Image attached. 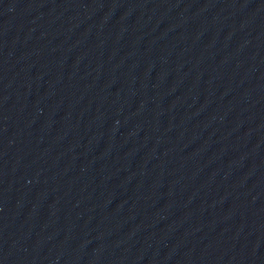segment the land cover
<instances>
[{"label": "water", "instance_id": "1", "mask_svg": "<svg viewBox=\"0 0 264 264\" xmlns=\"http://www.w3.org/2000/svg\"><path fill=\"white\" fill-rule=\"evenodd\" d=\"M0 264H264V0H0Z\"/></svg>", "mask_w": 264, "mask_h": 264}]
</instances>
